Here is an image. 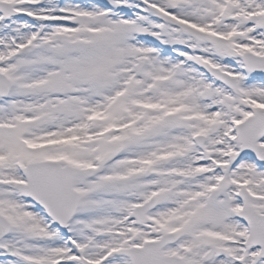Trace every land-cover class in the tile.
I'll return each instance as SVG.
<instances>
[{
    "label": "snow or ice",
    "instance_id": "1",
    "mask_svg": "<svg viewBox=\"0 0 264 264\" xmlns=\"http://www.w3.org/2000/svg\"><path fill=\"white\" fill-rule=\"evenodd\" d=\"M0 264H264V0H0Z\"/></svg>",
    "mask_w": 264,
    "mask_h": 264
}]
</instances>
